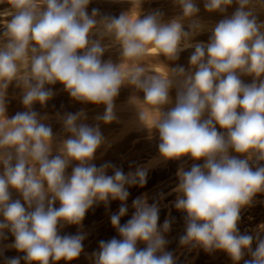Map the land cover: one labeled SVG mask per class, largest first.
Returning a JSON list of instances; mask_svg holds the SVG:
<instances>
[{
  "label": "clouds",
  "instance_id": "obj_1",
  "mask_svg": "<svg viewBox=\"0 0 264 264\" xmlns=\"http://www.w3.org/2000/svg\"><path fill=\"white\" fill-rule=\"evenodd\" d=\"M254 2L203 0L209 13L238 7L211 27L207 42L193 43L208 28L196 0H174L180 15L167 21L159 10L143 18L138 11L116 17L93 8L89 14L91 0H0L9 5L0 18L11 17L0 35V241L10 233L14 240L4 247L23 253L4 264L77 259L85 235H61L60 229L82 225L95 204L116 200L121 204L110 220L121 238L101 240L94 264H176L165 238L174 218L160 225L158 204L137 197L131 218L120 223L128 212V187L143 186L147 169L125 173L111 162L93 163L105 137L99 123L83 122V109L61 117L67 135L59 140L47 117L33 109L46 105L54 95L46 85L56 83L78 102L103 105L95 119L105 124L117 119L114 100L121 87L143 92L160 158L203 161L177 173L174 206L186 214L180 244L223 251L233 264H264V237L238 228L241 210L264 193V22L254 15ZM105 38L120 46L121 63L102 59ZM187 49H194L188 69L177 65L160 73L143 62L150 51L177 61ZM242 76H251V83ZM13 82L26 110L8 118ZM139 118L145 121L143 110ZM11 190L20 198L13 199Z\"/></svg>",
  "mask_w": 264,
  "mask_h": 264
},
{
  "label": "rangeland",
  "instance_id": "obj_2",
  "mask_svg": "<svg viewBox=\"0 0 264 264\" xmlns=\"http://www.w3.org/2000/svg\"><path fill=\"white\" fill-rule=\"evenodd\" d=\"M200 8L198 18L204 22L208 28L193 38V43L197 41L207 42L211 35V27L214 26L225 16H231L238 5L233 4L224 14L205 11L203 0H196ZM258 21L264 22V3L255 0L251 6ZM9 8V5L0 4V11ZM93 8L99 10L101 16H116L125 13L139 12L141 18L149 12L159 10L163 12V19L167 21L177 15H180V8L174 3V0H91L87 11L91 14ZM11 19V17L0 18V35H2L3 20ZM187 30V24H185ZM94 39L97 37H93ZM107 45L102 59L111 60L114 64L121 63L120 46L111 38L102 40ZM194 49H187L180 53L177 61H168L163 56H159L151 51L143 58V62L154 68L157 72L165 73L166 67L174 68L182 65L185 69L189 68V57ZM245 83H251V76L241 77ZM51 88L54 95L47 101L46 105L41 106L39 103L33 105V109L41 116L47 117L44 122L49 124L57 140L66 137L63 131L61 117L66 113H76L84 110L87 119L83 122L89 125L100 124V130L105 137V143L97 150L96 158L93 163L97 166L105 162H111L118 168H122L125 173L135 171L140 166L147 169L146 183L143 186L134 185L128 187L130 193L126 204L128 207L127 214L121 218L120 223L124 224L131 218L134 208L133 200L141 197L147 200L149 204L156 203L159 207V224L162 225L166 218L173 219L171 229L165 234L168 241L166 250L171 251L175 258L176 264H233L231 258L223 251L206 252L202 248H191L180 244V237L185 234V213L178 211L174 204L179 193L175 191L179 183L178 170L183 168L189 170L193 163H203V161H193L188 157L181 160L163 161L158 151L159 136L155 131H149L147 123L150 124L153 114L149 111L148 106L143 103V92L138 91L132 86H123L119 91V95L114 100V111L117 119L111 123L105 124L97 121L95 118L102 115L105 111L103 105H93L90 103H81L73 98L64 90L63 85L56 83L55 85H46ZM175 89L171 91L173 102L175 99ZM22 90L17 87L16 83L10 84L6 95V115L8 118L14 116L17 112L26 109L21 103ZM143 110L145 113V121H140L139 112ZM222 131V130H221ZM55 154V151L53 152ZM236 155L235 153H232ZM75 162L73 163V166ZM71 173V167L67 170ZM108 175L113 174V169H108ZM12 198L19 199L20 196L14 190ZM121 202L111 201L109 205L104 203L95 204L85 215L82 225H65L60 229L61 235L77 234L82 232L85 235L83 241V251L81 255L71 261H59L58 264H94L92 254L99 250V242L101 240L108 241L115 237L120 239L118 232L113 228L110 217L113 213H117ZM59 207V204H56ZM240 233H248L253 236L259 234L264 237V193L257 194L253 203L249 207L241 210V220L238 223ZM14 238L10 233L7 239L0 241V264H4L5 258L23 256V253L17 252L5 245H11ZM143 248V243L138 244ZM256 247L255 243L252 245ZM244 259H250L248 254ZM24 264V261H21ZM243 264V260L240 262Z\"/></svg>",
  "mask_w": 264,
  "mask_h": 264
}]
</instances>
